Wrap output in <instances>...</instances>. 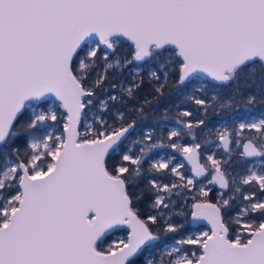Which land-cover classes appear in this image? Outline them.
Returning a JSON list of instances; mask_svg holds the SVG:
<instances>
[{"label": "snow or ice", "instance_id": "1", "mask_svg": "<svg viewBox=\"0 0 264 264\" xmlns=\"http://www.w3.org/2000/svg\"><path fill=\"white\" fill-rule=\"evenodd\" d=\"M0 264H264V0H0Z\"/></svg>", "mask_w": 264, "mask_h": 264}, {"label": "trees", "instance_id": "2", "mask_svg": "<svg viewBox=\"0 0 264 264\" xmlns=\"http://www.w3.org/2000/svg\"><path fill=\"white\" fill-rule=\"evenodd\" d=\"M108 74L110 77H115L116 79H121V78L128 77V70H125L123 77H121L119 75V70H109ZM145 75H146V73H145ZM192 107L194 108L195 106L193 105Z\"/></svg>", "mask_w": 264, "mask_h": 264}, {"label": "rangeland", "instance_id": "3", "mask_svg": "<svg viewBox=\"0 0 264 264\" xmlns=\"http://www.w3.org/2000/svg\"><path fill=\"white\" fill-rule=\"evenodd\" d=\"M235 147V146H234Z\"/></svg>", "mask_w": 264, "mask_h": 264}]
</instances>
